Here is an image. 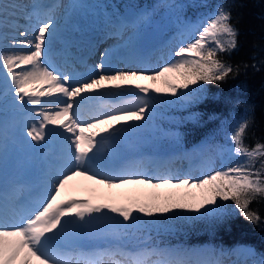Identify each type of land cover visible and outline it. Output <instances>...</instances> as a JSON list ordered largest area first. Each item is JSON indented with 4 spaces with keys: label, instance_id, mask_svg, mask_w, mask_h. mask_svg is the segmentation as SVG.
<instances>
[{
    "label": "snow or ice",
    "instance_id": "6c2138e0",
    "mask_svg": "<svg viewBox=\"0 0 264 264\" xmlns=\"http://www.w3.org/2000/svg\"><path fill=\"white\" fill-rule=\"evenodd\" d=\"M202 6L208 7L206 4ZM17 9L26 10L27 5L19 3V0H12L11 3L0 0V26L3 25L5 14L15 17ZM36 14L34 6L31 13L25 14V19H31ZM232 19L230 8H226L222 2L217 3L199 20L189 22L195 35L178 46L175 52L178 59L153 69L150 74L144 69L106 71L104 61L108 59L109 52L105 50L100 53V62L95 65L97 72L73 83L70 75L57 72L45 62L51 29L56 26L51 16L33 25L32 31L27 27L20 31L19 36L23 39H13V46L27 49L26 52H9L0 48V78L10 81L11 91L21 105L36 106L27 109L28 112L36 111L39 117L26 131V136L35 142L34 146L46 141L48 125L57 126L71 134L64 136L56 131L57 136L70 141V144L65 145L57 168L47 180L43 197L33 207L21 208L18 201L0 193V264H72L73 253L61 251L55 246L56 239L70 222L66 219L68 217H73L82 226L102 218L112 222L118 229H127L135 227L142 216L167 217L169 213L179 216L180 213L173 210L181 209L202 217L220 209L222 206L219 201H231L246 221L253 225L261 222L259 212L251 209L250 205L257 199L264 200V143L257 141L251 147L244 143L252 121L249 115L251 106L245 107V115L234 122L228 136L231 145L224 150L240 158L232 166H223L200 178L162 175L154 181L151 176L124 170L113 175L96 165V157L108 137H114L122 131L128 121L144 120L146 109L153 99L151 92L160 91L158 88L150 91L148 85L134 81L155 82L162 79L167 91L175 96L178 94L177 89H187L200 82L220 83L234 74L233 65L221 58L222 54H231L238 47L239 29ZM235 72H239V66ZM170 75L178 79L179 83H171L168 79ZM133 88L144 95H136L135 101L129 102V106L114 108L92 117L90 121L79 119L77 112L73 111L78 107L79 100L97 90L128 91ZM52 97L55 99H47ZM60 97L67 99L60 100ZM85 127L96 131L86 135ZM75 177H83L94 185L109 189L124 185H146L152 189L195 188L200 190V194L199 198L196 193L186 192L166 195L162 199L154 194L144 202L133 199L121 205L94 203L92 199L65 198V190ZM185 200L190 202H180ZM247 251L252 256L256 255L254 249L248 248ZM75 255L76 264H121L117 260L104 259L105 256L111 258L116 255L123 256L128 264H146L150 256L162 258L157 264H209L207 261L178 258V252L158 247L143 248L136 252H126L118 247ZM254 264H264V256Z\"/></svg>",
    "mask_w": 264,
    "mask_h": 264
},
{
    "label": "rangeland",
    "instance_id": "374dc122",
    "mask_svg": "<svg viewBox=\"0 0 264 264\" xmlns=\"http://www.w3.org/2000/svg\"><path fill=\"white\" fill-rule=\"evenodd\" d=\"M27 1V13H30V11L33 10V7L40 3L42 0ZM66 1L67 0H59L58 5L53 8V6H50L52 0H43V3L46 2V4H43V8L48 7V10L51 9V11H53L52 13H50V16L52 19H54L56 28L60 25L61 19L59 16L63 12ZM11 2L12 0H5V3ZM19 3L23 4L25 3V1L19 0ZM83 5L86 7L87 11H89V14L93 16L90 21V26L87 27V23L86 27L83 30L75 29L71 32V34H60V36L56 37L57 39L61 40L60 43L54 44V42H48V46L50 47L49 49L52 55L50 54L46 56L45 61L50 68H54L57 70V72L61 73L63 69L60 67V65L66 57L63 55V57L61 58L62 54L60 53L64 49H66L68 55L70 56L68 61L80 58L84 59L85 61L88 60V63H90V65L92 66L88 67L90 68L89 71H87L86 69L81 70L79 67H75L76 65H72L73 69L64 68V72L68 71L69 74H71L73 83H75V78H77V81L84 80L87 79V75L92 71L95 70L97 72L95 65L100 59V53L105 51L102 49L104 47L103 46L98 52L97 56L89 62L88 57L91 52V48L89 47V45L91 40H95V34L98 27L97 16L94 13L97 8L101 9L103 13L105 12L104 19L107 17V14L113 16V18H110L108 20L110 23L116 24L117 21L115 18L125 20L129 24V29L131 31L130 36L138 35V42L142 44L146 50L150 49L148 46H146L147 41L152 40L155 35H159L162 26L171 25V29L177 28L181 30L184 27L183 22L186 23V26L187 22H192L190 20V14L186 13V8L184 6H180L174 0H160L158 8L156 10L150 8H146L136 12L131 10L128 15L120 14L115 8H109L107 4L100 3L97 0H85L83 2ZM21 10L22 9L16 10L15 17L5 14L3 25L0 26V48L5 49L9 52H25L27 50L21 49L18 46H13V40H11V37L16 32L15 25H17L18 27L20 25H31L35 21V19H25V17L20 16L23 15ZM209 10H211V8L208 6L205 8V10H202V13L197 11L191 15L194 16V19L199 20V18ZM38 11L39 10H37V12ZM168 13L170 14V17L163 19L162 16ZM198 13L200 14V16L198 15ZM182 14L183 16H181ZM140 17L143 18L139 19ZM178 17H182L180 18L181 23L178 22ZM135 23H137L138 31L135 29ZM24 29L22 28L21 31H23ZM148 29H150V33L147 37H145L144 32ZM52 31H54V29H51V32ZM123 35L124 34L118 37L120 40L117 46L118 49L122 47V44H125L129 41L128 37L126 38V41L122 43V39L124 37ZM65 37L69 38L68 43ZM141 38L144 39V41H142ZM167 38L168 37H165L164 40H166ZM184 41L185 39L181 40L177 44H173L174 49L171 50L170 53H168V56H170L173 61L175 59H178V57L175 56V52L178 50V46H180ZM69 42L73 43L72 47H70ZM106 50H108L109 52L108 59L113 57V51L111 49ZM54 54L58 55L56 56ZM73 75L75 76L73 77ZM168 79L172 83L175 78L170 75ZM2 80L5 91L0 96V104L2 107L6 108L7 113L4 114V120L1 121V126L5 131L6 139L1 138L3 149L1 151L2 153L0 158V193L4 194L7 197H9L10 195L9 198H13L18 201L21 208L27 209L35 205L36 201L34 199H31L32 196L35 195L40 199L43 197V193L45 190L44 187L47 184V180L50 178V174L53 173L57 168L56 165L59 164L60 158L65 150V144H63L65 141L60 136H57L55 134L56 131H59V128L57 126L48 125L47 127L49 129V135L46 138V141L41 142L39 146H34L35 142L31 141V139L26 136V131L28 127H31L33 123H36L39 117L36 116V111H27L30 105H21L20 102L15 99L14 92L11 91L10 81H5L4 79ZM138 83L148 85L150 91L153 88H158L160 89V91L151 92V96L153 97V99L150 102L149 108L146 109V117L144 120L128 121L124 125V129L114 137H108L104 147L100 149L99 154L96 157V165L108 172L112 171V169L114 170L116 164L120 162H129L132 158H147L149 156H152L153 154H174L184 151L183 149H180L178 151L159 149L153 152L138 151L140 147L137 145V143L140 144L141 141H152L154 140L153 138L157 137L158 134H162L159 132L160 130L156 126L157 102L168 93L162 79H158L155 82L142 80L138 81ZM89 98L90 95L86 96L84 98V101L87 103ZM66 99V97H60V100ZM94 102L95 98H91L90 105H92ZM86 103L85 106H87ZM45 107L47 106L45 105ZM112 109H114L112 106H105L104 112L111 111ZM86 110V107H81L80 110L78 109V107L73 109L74 112H77L78 118L81 120L90 121L92 117L104 113L100 112L92 114L87 112ZM117 127H120V125H117ZM92 131L96 130L93 129L91 130V132ZM89 133L90 131L85 127V134L87 135ZM63 135L70 136L71 134L63 132ZM101 135L107 136V134L104 133H101ZM68 142L70 141H67V143ZM202 147V145H197L193 148L201 149ZM228 147L229 146L220 147L219 150H217L214 154H210L208 158L200 163L202 164V168H206V171H196L195 174L191 177L200 178L204 174H210L214 170H217L223 166H227L228 163L232 166V164L235 163V158H228L230 153L224 150ZM222 155L225 156L223 157ZM213 163L215 164L214 168L211 167ZM130 167L133 168V166ZM149 168L144 171L146 172V174L151 171L149 170ZM45 170H49L48 172L50 173L45 174ZM171 170L174 173L172 175L173 178L185 177L181 176L179 172H176L173 169ZM37 184L38 187L35 191H28L30 188ZM12 189H14V191H10ZM186 192L196 193L197 198H199L200 190L195 188L152 189L146 185H124L118 188L109 189L103 185H94L91 181L85 180L83 177H75L73 181L70 182L69 187L65 190V198H74L79 200L92 199L94 203L110 202L116 205H121L128 204L133 199H139L141 202H144L147 200V198L152 197L154 194H158V199H162L166 195L182 194ZM66 219H68L70 222L65 225L63 234L65 235L64 238L68 240L59 241L57 239L55 241V246L64 245L69 249L75 248L82 250L83 248H90L101 251H104L106 249H116L119 247L126 252H133L136 249L140 250L143 248L156 247L153 242L149 240V238L136 237L135 232L137 230V225L132 228L118 229V227L112 222L101 218L94 219L88 225L82 226L79 222H76L73 217H68ZM59 236L62 238L61 234ZM145 244H148L147 247L144 246ZM238 249L239 246L230 251L234 254L231 260H235L237 258H240L241 260L244 259V255L241 253L242 250L245 251L244 248L240 249V253L239 251L237 252ZM169 250H174L180 253L175 248H169ZM208 251H210L209 247L200 246L194 252H192V255L189 258H185L184 254H179L178 258L189 261H207L209 262V264H217V260L209 258ZM246 256L247 257L245 258V264H254V262L256 261L254 256L250 254ZM118 258H123V256L118 255ZM160 259L162 258L157 256L154 259H150L148 264H157V261H159ZM74 263H76L75 254H73L72 256V264Z\"/></svg>",
    "mask_w": 264,
    "mask_h": 264
},
{
    "label": "trees",
    "instance_id": "16d2710c",
    "mask_svg": "<svg viewBox=\"0 0 264 264\" xmlns=\"http://www.w3.org/2000/svg\"><path fill=\"white\" fill-rule=\"evenodd\" d=\"M117 6L121 13L129 9H157L160 0H100ZM186 8V13L201 12L207 5L213 8L222 2L230 8L232 22L239 29L238 47L231 54H222L225 62L233 65L234 74L225 81L214 84L190 85L177 89V95L168 92L157 102V128L160 130L153 142H142L149 151L158 148H176L204 142L210 150L231 145L228 139L236 120L245 115V107L251 106L252 118L244 143L249 147L257 141L264 143V0H174ZM255 65V67H253ZM239 66V72L235 69ZM172 83H179L174 79ZM4 85L0 78V96ZM236 101L243 103L237 104ZM6 108L0 104V158L6 139L1 126ZM164 132V133H163ZM234 157V156H233ZM236 158L235 163L239 157ZM259 166V162H257ZM148 199V198H147ZM180 202H189L187 200ZM222 206L199 216L194 212L174 209L180 213L167 217H141L137 224V238H149L162 249L175 248L189 258L198 247L210 248L208 256L217 259L240 245L255 250L256 261L264 256V200L257 199L250 208L259 212L257 225L246 221L231 201H219ZM204 211L203 209L201 210ZM193 217L188 219L185 217Z\"/></svg>",
    "mask_w": 264,
    "mask_h": 264
},
{
    "label": "bare ground",
    "instance_id": "6f19581e",
    "mask_svg": "<svg viewBox=\"0 0 264 264\" xmlns=\"http://www.w3.org/2000/svg\"><path fill=\"white\" fill-rule=\"evenodd\" d=\"M24 1L25 3L23 4L27 5V9L21 10L23 15H20V16H23V17H25V14L28 12V4H27L28 1L27 0H24ZM84 1L85 0H67L66 1L63 12L59 16L61 19L60 25L57 28L56 27L52 28L54 29V31H52V35L49 37L48 42H54V44L60 43L61 40L56 38L60 36V34L61 35L71 34V32L75 29L83 30L86 27L87 23H88L87 27L90 26V21L93 18V16L89 14V11H87L86 7L83 5ZM58 3H59V0H52L50 6H54V5L57 6ZM43 4H46V2L43 3V0H42L40 3H38L35 6V11L37 14L31 17V19H35L33 24L25 25V26L20 25L19 27L15 25L16 32L11 37V40L23 39V37L19 36V32L22 30V28L24 29L27 27L29 31H32L33 25H37L38 23L43 22L45 18L50 16V13H52L53 11H50L51 9L48 10V7L43 8ZM37 10L39 11L37 12ZM32 11H30V13ZM94 13L97 16V26L98 27H97V31L95 34V40L93 41L91 40L90 45H89V47L91 48V52H90L88 59H89V62L92 61L97 56L98 52L101 50L103 46H104L102 48L103 50L111 49L113 51L112 52L113 57L104 61L106 71H113L116 69H125V70L144 69V70H147V72L150 74L153 69H157L158 67H163L167 62L173 61L170 58V56H168V53H170V51L174 49L173 44H177L183 39L190 40L195 35L192 29L188 26L189 22H187V26H186V23L183 22L184 27L181 30L177 28L171 29L170 28L171 25L169 26L164 25L162 26V29L160 30L159 35H155L152 40L147 41L146 46H148L150 49L146 50L145 47L138 42V35L130 36L131 31L129 29V24L125 20L115 18L117 23L114 24L108 21L110 18H113V16L107 14V17L104 19L105 12L103 13L101 9L97 8V10L94 11ZM181 16H183V14ZM162 17L163 19L169 18L170 14L169 13L165 14ZM190 17H191L190 20L192 22L197 21L196 19L193 18L194 17L193 15H191ZM180 18L182 17L177 18L179 23H181ZM134 26H135V29L138 31L137 23H135ZM170 30H173V31H170ZM122 34H124L122 43H124L126 41V38L128 37H129V41L125 44H122V47L118 49L117 46L120 41L118 37ZM165 37H168V38L164 40ZM68 39L69 38L67 37L66 38L67 43H68ZM141 40L144 41V39L142 38ZM69 43H70V47H72L73 43L71 42ZM49 48L50 47L48 46L47 56L51 54V51ZM60 54H62L61 58L63 57V55L66 57L65 60H63V62L60 65V67L63 69L61 71L62 74H68L71 76V74H69L68 71L64 72V68L73 69L72 65H76L75 67H79L81 70L82 69L84 70L86 69L87 71L90 70V68L88 67H90L91 65L90 63H88V60L85 61L84 59L80 58V59L68 61L70 56L68 55L66 49L62 50ZM54 55L57 56L58 54H54ZM99 62H100V59L99 61H97V63ZM69 69H66V70H69ZM95 73H96L95 70L92 71L91 73L87 75V78L90 76H93ZM75 75H78V74H75ZM75 75H73V77ZM75 79H76L75 80L76 82L77 78ZM139 81H142V80H139ZM133 83H138V81H134ZM88 95H90L88 102L86 103L84 99L79 101L78 109L80 110L81 107L82 108L86 107L87 112L95 114V113L104 112L105 106H112L113 108L129 106V102L135 101L136 95H142V94L138 93L133 88L128 91H120V90H113V89H100ZM91 98H95V102L93 103V105H90ZM47 99H55V98L52 97V98H47ZM85 103L87 104V106H85ZM34 107L36 106H32V105L29 106V108H34ZM88 130L91 132V130L93 129L91 130L88 129ZM59 131L61 133L64 132L63 129H59ZM63 144L65 145L70 144V142L67 143V141H65ZM187 153H191L193 156L190 158V155ZM202 153L203 154L207 153L205 147H202L201 149L192 148L188 150L186 153H182V152L174 153V154L160 153V154H153L152 156H149L147 158H143V157H140L139 159L132 158L129 162H120L116 164L114 167V170L112 169V171H110L109 173L113 175H118L120 174L121 170H124V171H129V172H134V173H141L147 176H151L153 178H157L162 175L172 176L174 173L172 172L171 169H173L174 171L179 172L181 176H192L195 174L196 171H199V170L203 172L206 171V168L201 167L202 164H200L199 162L196 163V161H192V159L198 158L199 155H201ZM222 156L224 157L225 155H222ZM228 158H230V156ZM57 166L58 165H56V167ZM130 166H133V168H131ZM214 166L215 164L213 163L211 167L214 168ZM227 166H231V165L228 163ZM147 168L151 170L148 174L144 172L146 171ZM48 171L45 170L44 173L49 174L50 172ZM46 186L44 188H46ZM33 187L30 188L28 191L30 190L35 191L36 188L38 187V184L34 185ZM10 191H14V189ZM31 199H34L35 201H37L40 198L34 195L31 197ZM61 236L62 238L65 237L63 232L61 233ZM62 238L59 236L57 239L59 241L68 240L66 238L64 239ZM147 245L148 244H145L144 246L147 247ZM242 248H244L245 250V251L243 250L241 251L245 259L247 257L246 255L249 254L247 251L249 247L241 245L239 246V249L237 250V252L239 251L240 253V249ZM138 250L139 249H136L133 252H136ZM62 251L71 252L73 254H76L80 252H84V253L99 252L101 250L90 249V248L89 249L83 248L82 250L81 249L79 250L75 248L69 249V248L64 247ZM233 256L234 254L232 252L220 253L217 256V262H219V264H245L246 259L245 260L243 259L244 261L241 260L240 258L231 260ZM156 257L157 256L148 257L146 264H148L150 259H154ZM104 259L105 260H109V259L117 260V261H120L121 264H128V262L125 260L124 257L118 258V255L113 256L111 258H109L108 256H105Z\"/></svg>",
    "mask_w": 264,
    "mask_h": 264
}]
</instances>
